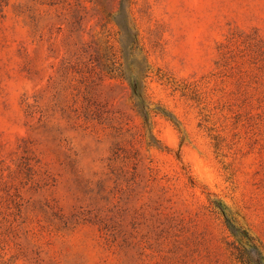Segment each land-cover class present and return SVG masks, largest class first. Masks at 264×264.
<instances>
[{
	"label": "rangeland",
	"instance_id": "1",
	"mask_svg": "<svg viewBox=\"0 0 264 264\" xmlns=\"http://www.w3.org/2000/svg\"><path fill=\"white\" fill-rule=\"evenodd\" d=\"M228 242L264 258V0H0V264Z\"/></svg>",
	"mask_w": 264,
	"mask_h": 264
},
{
	"label": "trees",
	"instance_id": "2",
	"mask_svg": "<svg viewBox=\"0 0 264 264\" xmlns=\"http://www.w3.org/2000/svg\"><path fill=\"white\" fill-rule=\"evenodd\" d=\"M227 227L229 226L227 225ZM230 227H232L230 228L231 230L234 229L233 226ZM228 247L232 255L238 262H240V264H264V258L256 249L254 244L251 245L250 249H247L244 247H239L238 245L234 244V242H228Z\"/></svg>",
	"mask_w": 264,
	"mask_h": 264
}]
</instances>
